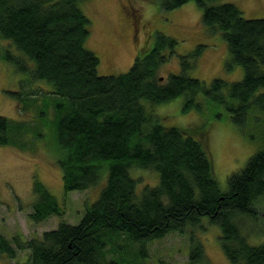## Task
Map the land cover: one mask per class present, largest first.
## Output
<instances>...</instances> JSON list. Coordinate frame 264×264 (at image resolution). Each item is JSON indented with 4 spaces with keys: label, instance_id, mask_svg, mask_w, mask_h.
<instances>
[{
    "label": "trees",
    "instance_id": "1",
    "mask_svg": "<svg viewBox=\"0 0 264 264\" xmlns=\"http://www.w3.org/2000/svg\"><path fill=\"white\" fill-rule=\"evenodd\" d=\"M86 1L0 0V40L8 43L0 42V59L27 75L18 89L7 91L24 118L10 120L0 114V145L27 150L24 137L29 132L45 140L51 153L47 144H52L66 192L88 189L104 173L107 176L98 199L85 208L78 224L62 221L41 238L27 241L16 236L14 245L29 249V264H132L146 256L147 242L179 232L188 237L190 264H209L197 235V229H206L201 220L208 216L219 227V243L229 264H264V239L250 243L239 224L241 218L258 217L255 204L264 196V149L230 174L222 191L203 140L207 131L164 125L150 109L183 94V111L201 110L196 97L203 92L208 102L223 105L238 126L251 116L256 121L258 111L264 113V92H258L264 88V17L245 18L231 1L194 0L207 28L222 32L229 53L226 66L239 65L244 74L233 82L214 77L206 86L187 74L201 45L180 55V73L165 81L157 78L160 64L177 44L174 37L159 32L153 47L136 56L125 73L98 74V56L85 47L90 19L80 3ZM157 1L163 10H171L188 0ZM13 47L23 55H16ZM41 80L51 88L33 87ZM32 108L29 120L25 115ZM132 167L155 170L157 183L138 189ZM34 190L31 220L62 214L40 181H35ZM120 235L125 241L118 245V259L108 260L106 246ZM15 250L0 234V254L15 258Z\"/></svg>",
    "mask_w": 264,
    "mask_h": 264
},
{
    "label": "rangeland",
    "instance_id": "2",
    "mask_svg": "<svg viewBox=\"0 0 264 264\" xmlns=\"http://www.w3.org/2000/svg\"><path fill=\"white\" fill-rule=\"evenodd\" d=\"M230 1L242 10L245 18L264 17V0L209 2L219 4ZM83 2L80 6L90 19V35L85 47L98 56L96 70L100 75L116 76L129 70L136 56H142L153 47L157 32L177 40L174 51L167 55V60L158 68L157 78L161 81L167 80L170 74L180 73V55L188 54L200 45V55L195 66L187 72L189 76L204 81L208 86L214 77L233 82L244 75L241 66H226L229 53L222 32L207 28L201 19L202 8L194 0H188L171 10H163L157 0H88L82 6ZM0 42L8 45L3 40ZM13 52L23 55L14 47ZM164 52L166 55L167 51ZM30 62L33 66L34 62ZM25 76L27 75L24 73H17L12 63L0 59V114L10 120L24 118L7 91L18 89L20 79ZM22 83L25 88L30 87L27 81ZM38 84L46 89L51 88L42 80L32 85L36 88ZM258 92H264V88H260ZM196 98L201 103V110L192 107L183 111V94L168 102L155 104L150 109L164 125L207 131L203 140L206 141V149L212 161V171L222 191H225L228 187V176L241 171L251 155L264 149V113L258 111L261 115H258L256 121L251 116L244 126H238L223 105L208 102L203 92ZM32 113H35L33 108L25 117L31 120L34 117L30 116ZM253 114L254 111L251 112ZM192 135L197 137L196 132ZM24 138L27 150H21L13 144L0 145V234L8 238L16 249L15 258L0 254V264H29V249L17 248L13 237L19 236L20 240L27 241L41 238L44 231L56 229L62 221L78 224L85 208L98 199L107 179L104 173L99 182L88 189L66 192L61 178L62 170L52 154V144H47L51 153L42 138L37 139L30 132ZM130 173L138 179V189L143 184L153 186L158 180V174L153 169L132 167ZM36 180L55 197L63 210L62 214L50 215L37 222L31 220L29 214L37 196L34 190ZM255 207L258 212L256 219L246 217L239 222L242 233L248 237L250 243L264 239V196ZM201 223L206 229H197V235L205 246L209 264H229L219 243V227L209 222L208 216L202 217ZM123 238L124 235H120L107 244L108 260L118 259V245L124 243ZM145 249L146 256L138 257L135 262L131 261L132 264H190V247L186 234L168 232L165 236L147 242ZM129 259L125 258L124 261Z\"/></svg>",
    "mask_w": 264,
    "mask_h": 264
}]
</instances>
